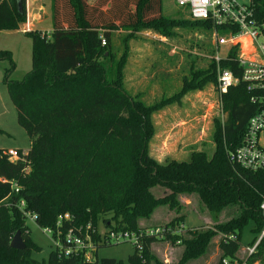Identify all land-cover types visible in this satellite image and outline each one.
<instances>
[{"label":"trees","instance_id":"16d2710c","mask_svg":"<svg viewBox=\"0 0 264 264\" xmlns=\"http://www.w3.org/2000/svg\"><path fill=\"white\" fill-rule=\"evenodd\" d=\"M254 5L255 19L264 22V0H255ZM50 10L48 39L44 32L25 33L31 40V69L21 80H9L14 65L10 53L0 51V60L10 64L4 81L16 122L30 142L21 162L9 161L0 150V264H89L83 251L64 257L53 250L46 263L33 260L30 254L40 248L28 236L24 213L34 215L41 229L51 230L53 239L56 232L60 241L69 232L88 238L94 257L99 247L111 244L106 243V234L126 232L137 236L128 264H161L150 252L157 241L172 245L179 241L184 248L176 264H185L204 254L220 234L215 264H264V234L251 255L244 260L236 256L244 229L252 234L248 244L252 247L264 227L259 211L264 173L232 167L226 158V151L239 145L256 109L245 84L238 83L219 97L223 120H213L210 152L193 151L187 161L163 163L147 152L154 114L188 91L216 88L217 64L211 60L206 69L190 68L176 95L150 106L131 97L123 86L127 44L138 32L151 30L174 40V30L180 28L210 39L209 24L164 16L162 0H50ZM24 19L25 0H0V31H17ZM118 31L125 34L119 54L112 45V35ZM186 48L214 53L202 42L189 41ZM236 50L228 53L232 60L218 65L239 77ZM156 188L167 193L156 197ZM179 195L195 196L215 231L186 230L188 238L180 237L176 229L184 222L179 216L184 208ZM160 206L174 218L141 227L139 223L148 222ZM231 208H236V215L219 223ZM157 227L165 229L160 237L144 234ZM16 232L24 240L21 251L9 247ZM101 264L121 262L103 259Z\"/></svg>","mask_w":264,"mask_h":264},{"label":"rangeland","instance_id":"374dc122","mask_svg":"<svg viewBox=\"0 0 264 264\" xmlns=\"http://www.w3.org/2000/svg\"><path fill=\"white\" fill-rule=\"evenodd\" d=\"M162 14L177 21H191L184 9L175 6L174 0H162ZM25 25H30L31 31L49 34L52 31L50 0L27 2L25 0L23 24L17 31H0V51L10 53L14 69L8 78L14 82L21 80L31 69V40L25 36ZM174 33L176 36L172 40L160 37L151 30H144L128 41L122 71L123 86L131 97L137 98L146 106L161 103L176 95L181 88L182 79L187 77L190 68L194 70L207 68L209 53L205 50L204 52L189 50L186 43L202 42L209 45V49L214 52L211 40L197 31L179 28L175 29ZM123 36L125 34L121 31L112 35V45L118 54L121 51L120 41ZM227 49L228 46H221L218 54L224 55ZM9 67L8 61L0 60V150L27 152L30 142L25 132L17 125L16 111L10 102L4 81L5 71ZM175 102L154 114L152 118L154 135L148 141L147 152L160 163L166 160L187 161L193 151L210 152L213 147L211 144L213 120H223L219 96L212 85L205 86L199 91H188ZM166 193L167 191L161 188L153 191L156 197H162ZM177 199L184 208L179 216H183L185 232L215 231L214 223L195 196L179 195ZM236 213V208H231L223 213L218 222L224 223ZM150 218L148 222H140L139 225L145 228L155 227L161 225L159 222H170L174 215L166 206H160ZM25 224L30 240L40 248L39 252L30 254L31 258L46 263L48 254L55 249L50 234L30 219H27ZM184 231L180 233V237L188 238ZM221 238L222 236L217 234L211 239L204 254L185 264H215L220 257L218 243ZM251 239L252 234L248 232V228L244 229L236 254L239 259L244 260L249 256L246 249L251 247L248 245ZM183 248L179 241L175 245L168 241H157L151 245L150 252L161 264H176L181 258ZM85 253H88L87 249ZM132 253L133 246L130 242L111 243L109 246L99 247L95 257L88 253L89 261L85 263L101 264L103 259H113L116 262L120 261L121 264H128L127 259Z\"/></svg>","mask_w":264,"mask_h":264},{"label":"built area","instance_id":"2783aa9c","mask_svg":"<svg viewBox=\"0 0 264 264\" xmlns=\"http://www.w3.org/2000/svg\"><path fill=\"white\" fill-rule=\"evenodd\" d=\"M255 0H174L175 6L184 9L185 13L192 21H204L211 27L210 40L214 46V54L208 60H213L217 64L216 93L220 97L225 94L230 87H235L238 83L246 86V91L250 93V102L256 107L253 115L248 119L245 132L238 146L226 151V158L232 167L250 172L264 173V22H258L254 17ZM30 25H25L26 33L30 32ZM49 34L46 33V39ZM243 40L247 45L243 47ZM102 45L104 42L102 41ZM221 46H228L224 55H219ZM232 48H236L234 61L240 69L239 77L228 69H220L219 63L232 60L228 53ZM221 113V110H220ZM222 115V114H221ZM5 156L11 162H21L24 160V152L21 154L17 150H7ZM15 188V186H13ZM17 193V189H14ZM23 203H20V207ZM259 211L264 220V199L259 204ZM24 215L34 222L35 216L29 213ZM63 219L67 220L68 215ZM60 220L56 223L59 226ZM184 224L179 225L176 233L184 231ZM55 244V251L58 256L67 257L83 251L85 261H89L88 253H92L93 248L88 238L79 237L67 233L63 241L58 238L56 232L53 239V232L45 229ZM165 229L162 227L147 229L146 236L160 237ZM264 233V227L261 233ZM141 236V234L139 235ZM261 236L259 238H261ZM106 243L116 244L119 242H130L132 246L137 243V236L133 233L106 234ZM258 243L247 248L246 252L251 255ZM88 253H85V250ZM223 263H226L225 261ZM232 264H239L234 262ZM240 264H244V261Z\"/></svg>","mask_w":264,"mask_h":264},{"label":"water","instance_id":"95a60500","mask_svg":"<svg viewBox=\"0 0 264 264\" xmlns=\"http://www.w3.org/2000/svg\"><path fill=\"white\" fill-rule=\"evenodd\" d=\"M259 240H260V238L258 239V242H259ZM9 247L14 249V250H17V251H21L25 248V245L22 241V238H21V235L19 232H16L14 234L13 238L10 240Z\"/></svg>","mask_w":264,"mask_h":264},{"label":"crops","instance_id":"0c3cea01","mask_svg":"<svg viewBox=\"0 0 264 264\" xmlns=\"http://www.w3.org/2000/svg\"><path fill=\"white\" fill-rule=\"evenodd\" d=\"M26 2H27V0H26ZM50 34V33H49ZM177 161V160H176ZM160 163V162H159ZM163 163V162H162ZM152 217V216H151ZM151 219V218H150ZM151 222V221H150ZM166 222H168V221H164V222H159L161 225H163V224H165ZM184 224V223H183Z\"/></svg>","mask_w":264,"mask_h":264},{"label":"bare ground","instance_id":"6f19581e","mask_svg":"<svg viewBox=\"0 0 264 264\" xmlns=\"http://www.w3.org/2000/svg\"><path fill=\"white\" fill-rule=\"evenodd\" d=\"M246 45H247V42H246V40H243V47L245 48V47H246Z\"/></svg>","mask_w":264,"mask_h":264}]
</instances>
